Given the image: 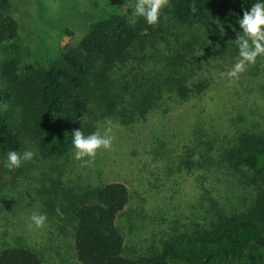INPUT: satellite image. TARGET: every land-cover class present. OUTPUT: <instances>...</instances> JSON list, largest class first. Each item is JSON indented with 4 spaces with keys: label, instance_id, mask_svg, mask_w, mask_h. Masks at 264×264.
Masks as SVG:
<instances>
[{
    "label": "rangeland",
    "instance_id": "374dc122",
    "mask_svg": "<svg viewBox=\"0 0 264 264\" xmlns=\"http://www.w3.org/2000/svg\"><path fill=\"white\" fill-rule=\"evenodd\" d=\"M134 11V0H10L0 18H11L16 28L11 38L0 42V90L7 72L20 74L29 66L57 60L62 49L77 44L94 23L116 14L132 21ZM161 21L141 34L131 54L164 60L183 42L201 44L196 66L210 81L208 88L187 101L169 102L165 114L151 112L132 127L113 120V148L95 158L100 172L71 160L64 167L72 187L111 181L127 186L129 202L118 227L128 257L160 251L170 238L210 228L242 208L252 189L241 170L229 168L225 156L241 133L264 130V59L237 81L227 76L238 55V30L228 20L187 26L168 15ZM98 130L103 131L102 123ZM24 150L34 151V146L27 142ZM16 170L4 174L0 245L28 246L39 253L41 264H79L71 222L62 216L68 214H57L61 202L54 200L51 182L57 170L39 155ZM38 176L43 180L34 179ZM33 211L47 214L45 229L28 228Z\"/></svg>",
    "mask_w": 264,
    "mask_h": 264
},
{
    "label": "trees",
    "instance_id": "16d2710c",
    "mask_svg": "<svg viewBox=\"0 0 264 264\" xmlns=\"http://www.w3.org/2000/svg\"><path fill=\"white\" fill-rule=\"evenodd\" d=\"M252 2L171 0L161 20L170 15L187 26L228 20L239 31L235 18H242L241 9ZM9 5L10 0H0V12ZM15 28L11 18L1 17L0 42L11 38ZM146 30L152 26L141 18L132 23L126 14L112 15L91 25L77 44L65 46L57 60L4 75L0 202L5 196L4 174L17 171L5 167L6 154L9 150L22 152L30 142L36 155L57 170L51 180L54 200L61 202L60 212L68 214L62 216L71 222L73 254L79 264H264V130L241 133L225 156L229 168L241 170L252 189L242 208L210 228L170 238L160 251L147 256L124 255L118 218L130 195L123 182L70 186L72 180L64 174V167L75 162L71 157L75 130L90 134L105 118L132 127L151 112L165 114L169 102L187 101L208 88L210 81L196 66L201 44L183 42L175 55L164 60L134 58L131 53ZM200 158L205 160L203 153ZM100 165L96 159L90 164L98 172ZM41 262L39 253L28 246L0 245V264Z\"/></svg>",
    "mask_w": 264,
    "mask_h": 264
},
{
    "label": "clouds",
    "instance_id": "9594fccd",
    "mask_svg": "<svg viewBox=\"0 0 264 264\" xmlns=\"http://www.w3.org/2000/svg\"><path fill=\"white\" fill-rule=\"evenodd\" d=\"M171 6V0H134V16L141 18L149 26H158L163 10ZM243 15L236 16V31L234 43L237 48L236 62L227 73L230 81H237L241 74L255 65L258 59H264V0H254L249 7L241 9ZM232 27V25H230ZM117 127L111 118H105L103 131L97 130L85 134L81 128L72 133L71 157L88 166L95 161L99 151H111L114 142V129ZM36 153L33 150L23 152L9 150L5 158V167L9 171L19 169L25 162L33 161ZM57 214L62 215L59 209ZM28 228L43 230L48 226V216L40 211H33L29 216Z\"/></svg>",
    "mask_w": 264,
    "mask_h": 264
}]
</instances>
